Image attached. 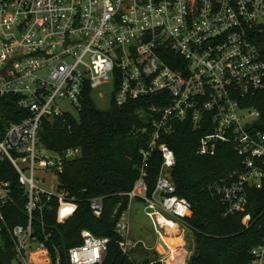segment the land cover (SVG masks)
I'll return each instance as SVG.
<instances>
[{"label": "built area", "instance_id": "2783aa9c", "mask_svg": "<svg viewBox=\"0 0 264 264\" xmlns=\"http://www.w3.org/2000/svg\"><path fill=\"white\" fill-rule=\"evenodd\" d=\"M263 31L264 0H0V99L14 100L25 115L0 127V163H11L28 199V224L8 229L15 252L8 264H36L37 252L54 264L33 229L34 214L56 201L58 222L75 215L77 199L59 190V174L81 151L49 155L40 133L45 120L77 117L89 90L110 94L117 107L152 102L143 114L149 115L142 129L148 141L140 151L139 179L125 195L128 209L113 216L123 255L132 259L141 243L132 235L135 203L171 256L168 230L180 225L191 232L192 205L177 196L171 179L177 159L167 138L178 123L203 133L199 156L215 157L222 146L234 150L238 167L209 189L225 216L240 214L251 228L250 192L264 190V54L256 40ZM154 155L161 166L150 192ZM37 168L53 172L57 183L46 188ZM9 200V183L0 180V237ZM89 203L102 217L104 199ZM82 239L69 249V263L104 264L112 240L88 230ZM251 257L250 264H264V237Z\"/></svg>", "mask_w": 264, "mask_h": 264}, {"label": "trees", "instance_id": "16d2710c", "mask_svg": "<svg viewBox=\"0 0 264 264\" xmlns=\"http://www.w3.org/2000/svg\"><path fill=\"white\" fill-rule=\"evenodd\" d=\"M256 40L264 54V31L258 33ZM150 103L133 101L123 107L111 103L102 110L97 108L89 90L77 117L44 121L40 144L47 154L61 155L70 149L81 151V156L66 162L59 174V190H65L77 199L75 215L65 223L58 222L56 201L43 212L34 214L33 229L40 241L47 242L54 264L58 257L61 264H70L68 251L83 243L82 232L85 230L112 240L104 264H163L157 253L152 257L145 253L144 261L123 255L116 244L119 236L113 217L116 209L119 208L118 214L128 209L129 198L125 195L133 190L139 179L140 151L148 141L142 129L148 127L149 115L143 114ZM23 118L25 115L14 100L0 99V127ZM202 135L190 124L178 123L167 138L177 159L171 175L176 194L192 205L187 222L194 237V253L187 264H250L251 250L264 237V190L250 192L249 211L256 221L251 228L243 226L240 214L225 216L223 206L209 187L232 173L238 167L239 159L227 146L220 147L215 157L197 155ZM160 166V157L154 155L146 179L150 192L154 190ZM0 180L9 183L10 188V200L3 209L7 227L0 237V264H8L15 259L14 242L8 229L28 224V199L19 183L18 173L9 161L0 163ZM95 198L104 199V212L100 218L90 209L89 202ZM37 263L41 264V260Z\"/></svg>", "mask_w": 264, "mask_h": 264}, {"label": "crops", "instance_id": "0c3cea01", "mask_svg": "<svg viewBox=\"0 0 264 264\" xmlns=\"http://www.w3.org/2000/svg\"><path fill=\"white\" fill-rule=\"evenodd\" d=\"M150 227H151L150 231L155 236L154 239H153V236H151V235H150L151 237H149V235H148L149 231L146 227H143L144 233L141 235V238H139V239L136 238V239L139 240L145 246H147L151 251L156 250V252H154V253H157L159 255L161 253L164 254L163 258H161L158 255L160 262H162L163 264H174V263H176V264H187V262H188L187 260H189V258L191 256V255H189V257H188V254H192V252H194V237H193L192 233L186 231L180 225H175L174 227H172L171 229L168 230L167 242H168V244L172 250H176L178 252L177 256L175 258V257H173V255L171 256L169 254L170 252H169L168 247L156 237L151 223H150ZM151 238H152V240H150ZM133 258L140 261V259L138 258L137 252L133 253ZM170 260L172 261V263H170ZM151 264H154V262Z\"/></svg>", "mask_w": 264, "mask_h": 264}, {"label": "rangeland", "instance_id": "374dc122", "mask_svg": "<svg viewBox=\"0 0 264 264\" xmlns=\"http://www.w3.org/2000/svg\"><path fill=\"white\" fill-rule=\"evenodd\" d=\"M104 95L105 96L102 97L98 92L93 94V99H94V102H95L97 108L102 109V110L107 109L111 105L110 104V96L111 95L106 94V93ZM42 172H44V171L37 168V174L41 175V182L45 185L46 188L53 187L54 184L57 183V178H56L55 174L53 172H44V173H42ZM141 210H142L141 206L139 204L135 203L133 206V209L131 211V214H132V235L137 239L141 238V235L144 233L143 227H146L149 231V233H148L149 237L153 236V239H154L155 236L150 231L151 227H150L149 220L144 216V214ZM150 240H152V238ZM146 247L147 246H144V244L140 243V246L137 248L139 251L137 249L135 250V251H137L138 258L140 259V261H144L145 257L147 256V254H145V253H149V256L152 257L153 253L156 252V250L151 251L148 247L147 248L149 250ZM142 249H144L145 251H141ZM193 253L194 252H192V254H188V257H189V255H191L190 256V258H191ZM157 255H159V254H157ZM159 256L161 258H163L164 254L161 253ZM190 258H189V260H190ZM189 260H187V261L189 262Z\"/></svg>", "mask_w": 264, "mask_h": 264}, {"label": "bare ground", "instance_id": "6f19581e", "mask_svg": "<svg viewBox=\"0 0 264 264\" xmlns=\"http://www.w3.org/2000/svg\"><path fill=\"white\" fill-rule=\"evenodd\" d=\"M177 253H178V252L175 250L174 253H173V257L176 258ZM43 255H44V252H37V253H35V254L33 255V261H34L36 264H38L37 262L40 261V258H41V256H43ZM170 263H172L171 260H170ZM41 264H45V262L41 261ZM174 264H176V263H174Z\"/></svg>", "mask_w": 264, "mask_h": 264}]
</instances>
